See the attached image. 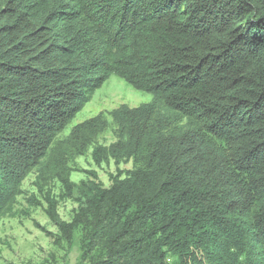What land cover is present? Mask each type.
I'll list each match as a JSON object with an SVG mask.
<instances>
[{"label":"trees","instance_id":"16d2710c","mask_svg":"<svg viewBox=\"0 0 264 264\" xmlns=\"http://www.w3.org/2000/svg\"><path fill=\"white\" fill-rule=\"evenodd\" d=\"M112 75L151 101L113 112L118 140L91 157L132 169L83 185L69 221L46 196L55 245L83 264H264V0H0V219ZM105 127L74 126L67 153Z\"/></svg>","mask_w":264,"mask_h":264},{"label":"rangeland","instance_id":"374dc122","mask_svg":"<svg viewBox=\"0 0 264 264\" xmlns=\"http://www.w3.org/2000/svg\"><path fill=\"white\" fill-rule=\"evenodd\" d=\"M150 101L151 95L134 90L115 75L94 92L91 100L54 138L41 164L26 176L13 213L0 219V264H83L77 247L67 250L55 245L57 228L45 214V197L53 198L60 219L69 221L78 208L83 185L94 182L107 188L117 170L130 171L131 161L120 164L117 169L112 161L96 163L91 153L96 147L107 148L118 140V130L111 117L113 112ZM95 117L106 122L105 129L82 154L69 155L67 139L72 128ZM61 169L67 172L74 187L71 197L63 196L56 179ZM33 197L39 205L29 202Z\"/></svg>","mask_w":264,"mask_h":264}]
</instances>
